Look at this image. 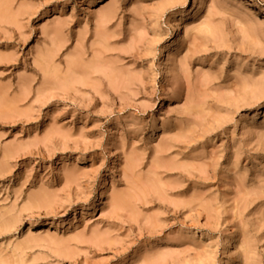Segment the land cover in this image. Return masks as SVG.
Wrapping results in <instances>:
<instances>
[{"label":"rangeland","instance_id":"rangeland-1","mask_svg":"<svg viewBox=\"0 0 264 264\" xmlns=\"http://www.w3.org/2000/svg\"><path fill=\"white\" fill-rule=\"evenodd\" d=\"M255 1L0 0V264H264Z\"/></svg>","mask_w":264,"mask_h":264},{"label":"bare ground","instance_id":"bare-ground-1","mask_svg":"<svg viewBox=\"0 0 264 264\" xmlns=\"http://www.w3.org/2000/svg\"><path fill=\"white\" fill-rule=\"evenodd\" d=\"M215 0H212V2H214ZM252 1H255V0H252ZM258 3H257V5L258 4H260V5H262L263 6V4H264V0H256ZM255 1V2H256ZM261 7V6H260ZM255 13V10H253V8H248V10H247V12H246V15H252V14H254ZM108 15L107 14H105L104 15V18H106ZM57 17L54 15V18L53 19H56ZM107 184H106V182H104L103 184H102V188H101V190H100V194H101V196L104 194V191L105 190H107ZM114 203H116L117 205H121L122 204V197L120 196V195H115L114 197ZM233 245V243H231V244H228V247H231Z\"/></svg>","mask_w":264,"mask_h":264}]
</instances>
